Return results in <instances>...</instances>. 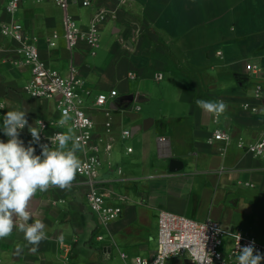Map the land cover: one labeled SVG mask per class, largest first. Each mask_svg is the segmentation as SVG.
<instances>
[{"label":"crops","instance_id":"0c3cea01","mask_svg":"<svg viewBox=\"0 0 264 264\" xmlns=\"http://www.w3.org/2000/svg\"><path fill=\"white\" fill-rule=\"evenodd\" d=\"M101 4L110 6L113 0L89 6L73 0L69 11L86 28ZM118 12L116 20L103 24L94 54L84 40L76 49L69 47L65 10L53 0L27 1L15 14L37 36L52 68L66 73L74 62L91 88L87 111L96 130L112 143L110 151H102L103 187L108 203L121 207V213L104 225L77 173L70 189L53 187L30 202L29 210L45 224L48 236L37 252L14 230L0 239V264H105L111 256L103 250L108 244L119 253L151 257L162 209L216 219L264 244V158L238 145L257 139L264 125L262 112L243 108L244 101L257 102L255 84L264 85V0H130ZM2 17L10 19L5 12ZM16 45L1 33L0 24V101L5 103L0 126L7 111L26 110L28 126L19 138L27 147L28 127L36 126L38 118H59L60 112L54 98H33L24 91L31 69L12 62ZM158 72L164 73L162 79L156 78ZM112 88L117 96L105 107L94 106L95 95ZM198 99L223 101L227 108L215 120L197 106ZM109 108L112 131L106 132ZM218 128L231 134L230 143L210 141ZM125 129L130 136L123 135ZM160 135L169 138L167 150L160 147ZM7 139L0 131V140ZM32 146L39 155L40 147ZM172 158L182 160L181 169L170 170ZM61 234L64 240L58 243ZM17 245L23 248L19 255Z\"/></svg>","mask_w":264,"mask_h":264},{"label":"built area","instance_id":"2783aa9c","mask_svg":"<svg viewBox=\"0 0 264 264\" xmlns=\"http://www.w3.org/2000/svg\"><path fill=\"white\" fill-rule=\"evenodd\" d=\"M31 0H0V24L1 33L17 42L15 56L11 58L14 64L27 65L31 69V77L24 85V91L33 98H54L60 117L38 118L42 122L39 144L51 146L47 137L57 133L67 132V127L74 131V137L83 145L80 157L82 168L78 172L84 177L86 184V198L92 210L96 212L102 223L107 225L121 213V207L108 203L109 193L103 187L106 180L101 173L103 164L102 151H110L112 143L96 130V121L87 111V100L92 95V90L86 84L85 79L79 74L77 65L72 62L66 73L52 68L40 53L38 38L30 35L25 30L24 23L15 17L22 4ZM40 1V0H36ZM65 10L64 27L65 38L70 48L76 49L79 42L84 40L91 48V53L96 52L99 45L102 26L109 20L118 18V11L126 6L130 0H113L112 5L101 4L89 21L86 28H82L69 8L73 0H53ZM95 0H81L82 6H89ZM3 12L10 15L9 20H4ZM139 32V28H137ZM52 45L54 41L50 42ZM253 72H259L257 64L249 66ZM129 78L135 79L136 72L130 71ZM164 77L163 72H158L157 79ZM118 90L101 91L95 95L94 106L105 107L111 98H115ZM253 97L257 102L244 101L243 108L250 112H262L264 114V85L256 83L253 87ZM5 107L4 101H0V115ZM139 107V106H138ZM65 109H70L72 120L66 127H59L57 121ZM108 119L105 121L106 132L112 131L111 110L106 109ZM217 120V117L214 116ZM130 129L123 131L124 136H130ZM213 139L224 140L230 143L231 134L221 128L213 132ZM28 140L32 137L29 132ZM161 149L167 150L169 138L165 135L158 136ZM39 144H33L39 146ZM238 145L248 153L264 158V125L260 136L250 142L240 140ZM132 150L129 147V151ZM253 185V184H250ZM238 235L241 237L237 240ZM97 240L104 241L103 234H97ZM257 252L264 256V244L252 234L239 229L224 227L220 221L212 218L198 220L170 210L162 209L158 214V243L153 256L146 257L140 254L129 255L120 253L126 264H168L173 256H186L189 264H236V256L240 248L253 243ZM103 250L110 254L112 244L104 245ZM264 264V260L261 261Z\"/></svg>","mask_w":264,"mask_h":264},{"label":"clouds","instance_id":"9594fccd","mask_svg":"<svg viewBox=\"0 0 264 264\" xmlns=\"http://www.w3.org/2000/svg\"><path fill=\"white\" fill-rule=\"evenodd\" d=\"M196 104L203 111L218 117L227 106L223 101H206L198 99ZM73 118L70 109H65L57 121L59 127H66ZM0 131L8 137L7 142L0 140V239L8 238L13 231L23 233L24 240L30 245L32 253L37 252L40 243L48 236L45 224L35 219L30 209V202L37 193H43L56 187L61 190L70 189L77 173L82 168V161L77 152L83 149L79 139L74 137L71 127L67 132L47 137L51 146L39 144L42 122L29 126L32 140L26 147L19 138L26 126V110H10L3 116ZM37 122V121H36ZM33 144H39L40 154H36ZM31 221V222H29ZM241 237L238 235L237 240ZM64 236L57 237L63 243ZM254 242L239 247L236 264H261L264 260L253 246ZM23 251L16 246V255Z\"/></svg>","mask_w":264,"mask_h":264},{"label":"rangeland","instance_id":"374dc122","mask_svg":"<svg viewBox=\"0 0 264 264\" xmlns=\"http://www.w3.org/2000/svg\"><path fill=\"white\" fill-rule=\"evenodd\" d=\"M151 241H154L152 238ZM104 261L105 264H124L122 259L120 258V253L117 251L116 248L113 249L111 252V256L107 257ZM186 256H173L169 259L168 264H189L188 261L186 260Z\"/></svg>","mask_w":264,"mask_h":264},{"label":"water","instance_id":"95a60500","mask_svg":"<svg viewBox=\"0 0 264 264\" xmlns=\"http://www.w3.org/2000/svg\"><path fill=\"white\" fill-rule=\"evenodd\" d=\"M76 59L78 58V55L76 54L75 55ZM147 122H149V120H146L144 122V126L146 127L147 125ZM183 166V162L182 160L178 159V158H172L171 161H170V170L172 171H176V170H179L181 169Z\"/></svg>","mask_w":264,"mask_h":264}]
</instances>
